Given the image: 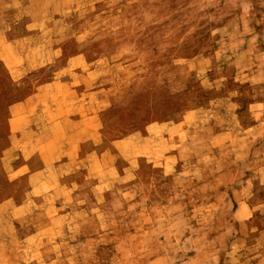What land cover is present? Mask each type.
I'll list each match as a JSON object with an SVG mask.
<instances>
[{
    "label": "rangeland",
    "instance_id": "rangeland-1",
    "mask_svg": "<svg viewBox=\"0 0 264 264\" xmlns=\"http://www.w3.org/2000/svg\"><path fill=\"white\" fill-rule=\"evenodd\" d=\"M0 264H264V0H0Z\"/></svg>",
    "mask_w": 264,
    "mask_h": 264
},
{
    "label": "crops",
    "instance_id": "crops-1",
    "mask_svg": "<svg viewBox=\"0 0 264 264\" xmlns=\"http://www.w3.org/2000/svg\"><path fill=\"white\" fill-rule=\"evenodd\" d=\"M36 43V42H35ZM31 44H33V43H31Z\"/></svg>",
    "mask_w": 264,
    "mask_h": 264
}]
</instances>
